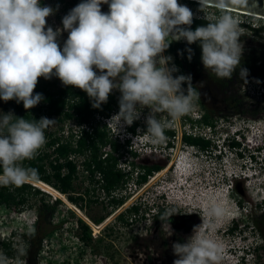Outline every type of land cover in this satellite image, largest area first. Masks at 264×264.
Returning a JSON list of instances; mask_svg holds the SVG:
<instances>
[{
  "label": "rangeland",
  "instance_id": "obj_1",
  "mask_svg": "<svg viewBox=\"0 0 264 264\" xmlns=\"http://www.w3.org/2000/svg\"><path fill=\"white\" fill-rule=\"evenodd\" d=\"M81 2L82 0H40L41 6L54 9V14L47 18L46 27L50 26L54 31L62 28V18ZM178 3L191 9L193 18H207L219 14L214 7H209L203 13L199 11V3L190 5L182 0H178ZM101 10L108 12V5L102 4ZM233 15L239 19L240 25L245 23L251 28L264 27V19L260 18L261 16L251 17L238 11ZM241 28L245 30L239 38L243 51L240 65L231 79H217L204 68L202 61L183 69L175 64L172 55L163 53L164 56L172 57L169 66L175 65L179 70L173 75H190L192 86L199 93V99L194 101L192 110L173 122L165 131L175 133L174 137L166 135V142L170 143L173 149L130 152V148L123 144L124 135L120 132L118 134L116 129H111L105 124L111 140L119 145V152L115 153L119 158L118 168L127 175L126 185L117 190V198H123V204H109L112 194L109 196L101 185L90 184L87 173L79 167L74 195L89 191L78 206L72 203L80 211L71 206L69 208L64 197L58 193L38 183H29L40 191H32L31 205L23 209L0 206V241L7 240L12 243L17 256L23 251L21 259L25 264L30 256L34 264H173L177 258L172 251L173 243H183L187 239L185 234H182L185 229L179 220L182 222V217L186 215L201 223L200 215L203 211L216 200H223L229 204L230 213L217 225L215 232L211 233L212 238L222 241L224 245L220 264H262L264 248L254 227V221L262 222L264 227V76L261 75L264 74V31L257 35L248 27ZM67 38L66 31L58 37L61 48ZM178 42L187 43L183 40ZM241 68L247 69V83L240 78ZM64 87L55 76L49 80L41 77L34 93L45 91L57 94ZM182 87L186 94L187 85ZM119 97L118 90L109 95L108 100L113 105L109 117L118 113ZM13 105V100H0V114L11 112L14 115ZM140 111V118L133 124L143 135L147 127L145 118L150 110L144 108ZM205 112L210 113L215 120L213 129L198 123ZM159 115L162 119H168L166 114ZM97 117L102 119L101 115ZM50 119L56 120V123L48 129L49 133L59 136L64 130L66 137L67 131H78L73 119L66 123L57 122V117ZM102 123L104 124L103 121ZM185 134L209 139L214 149L212 154L197 152L198 155H194L196 149L200 150L188 148L187 151L193 154L190 168L193 174L182 178L175 165L178 158L185 155V149L182 151V135ZM233 141L240 144V150L227 148ZM107 147L113 150L112 146ZM110 148L106 150L108 153H111ZM102 151L104 153V148ZM80 160L75 159L79 165ZM152 165H160L163 169L153 174L145 184H137L138 177L143 172L140 167ZM163 194V201H168L165 203L166 208L174 207L178 210V215L172 216L173 220L169 222L171 233L166 221L154 219L153 214L149 212L150 205H140L144 200L150 204L153 201L162 202L159 198ZM56 196L61 204L51 217V224L46 227L51 233L42 238L39 251L34 247L31 250V244L23 236L36 230L39 222L38 204L43 200L45 203L56 202ZM133 206L139 208L138 214L130 212ZM122 215V220L118 221L117 217ZM100 218L104 221L97 223L95 220ZM107 224L110 226L106 228ZM83 225L86 226L85 231L89 236L85 240L81 238ZM197 225L199 224L196 223L195 226ZM231 229L235 230V234L228 236L227 232ZM115 234L116 237H111ZM105 244L117 249V261L109 259ZM257 247L262 250L254 252ZM114 248L111 249L112 252ZM11 260L14 258H10Z\"/></svg>",
  "mask_w": 264,
  "mask_h": 264
},
{
  "label": "clouds",
  "instance_id": "obj_2",
  "mask_svg": "<svg viewBox=\"0 0 264 264\" xmlns=\"http://www.w3.org/2000/svg\"><path fill=\"white\" fill-rule=\"evenodd\" d=\"M198 3L199 11L214 7L219 14L205 17L207 25L194 31L190 27L193 12L178 0H82L62 18L63 27L54 31L46 27L54 9L41 6L40 0H0V100L22 102L26 111L34 108L44 99L42 94H34L41 77L49 80L55 76L63 86L84 91L94 109H100L118 90V113L98 119L124 135L123 144L130 152L173 149L166 142L165 131L192 110L199 93L190 75H173L179 70L169 66L171 56L163 55L170 43L199 42L204 68L220 80L231 79L243 51L239 38L245 30L233 13L247 10L249 0ZM102 4L108 5V12H102ZM65 31L68 38L61 48L58 37ZM187 51L190 61L192 49ZM247 76V69L241 68L240 78L245 83ZM144 108L150 111L142 135L133 123ZM55 123L47 117L37 121L15 117L11 112L0 114V186L39 182L38 169L25 161L36 158L46 143V130ZM227 148L232 150L229 145ZM163 196L159 198L162 202L144 200L140 205H150L153 217L165 209L160 221H166L171 233L169 219L178 215V210L166 208L168 201H163ZM229 213L225 201L211 203L192 235L183 243H173L177 257L173 264H220L224 245L211 233ZM23 255L21 251L10 261L0 253V264H25Z\"/></svg>",
  "mask_w": 264,
  "mask_h": 264
},
{
  "label": "trees",
  "instance_id": "obj_3",
  "mask_svg": "<svg viewBox=\"0 0 264 264\" xmlns=\"http://www.w3.org/2000/svg\"><path fill=\"white\" fill-rule=\"evenodd\" d=\"M182 2L190 5H196L197 2L190 0H182ZM208 21L205 18H193L191 30H195L199 26H206ZM187 27V26H185ZM240 27H248L255 34L260 35L264 31V27L251 28L250 25L241 24ZM192 49V59H188L187 49ZM166 54L174 57V62L181 68H190L195 64L201 62L202 50L199 46V42L194 44H181L180 42L173 41L170 43L169 48L165 51ZM182 53V55H181ZM264 76V74H261ZM244 81V80H243ZM43 96V100L40 104L34 108L26 111L23 107V103H17L13 100L14 116L18 118L39 120L42 117L48 119L57 117V122L66 123L75 120L78 127V131L73 133L67 131L65 137V131L62 130V135L56 133H49L48 129L45 132L46 143L39 150L36 158L31 161H25L26 165L38 169L39 182L42 187L48 188L58 195L64 197L66 204L74 209H77L72 205H79L84 201L85 195L89 193L87 190L84 194L75 196V181L79 177V167L82 168L84 173H87L92 183L95 182L102 186V189L111 196L115 190L123 189L127 183V175L118 168L119 158L115 156V153L119 152V145L111 140V135L107 125L103 124L98 119V115L102 117H109L113 111V105L108 100L107 103L101 105L100 109H94L92 101L87 97V94L75 87H64L60 89L57 94H51L45 91H37ZM34 93V94H36ZM198 123L201 126H207L210 129L215 127V120L213 116L205 112L199 119ZM134 131V129H132ZM165 135L174 137V131H167ZM183 140L187 145L195 146L203 151H208L212 148V143L209 139L202 137H196L193 135H184ZM113 147V152L108 153L104 158L102 149L107 146ZM230 149L240 150V144L233 141L229 144ZM240 154L239 151H237ZM74 157V159H72ZM80 158V165L75 159ZM143 172L138 177L137 184H145L151 176L163 169L160 165L142 166L140 167ZM89 173V176H88ZM103 175L102 178L97 177ZM32 191L39 193L40 191L36 187L25 184L21 187L15 186H0V206H15L18 208H26L31 205ZM68 200H67V198ZM56 202L45 203L44 200L38 204L37 212L39 216V222L37 224L35 232L30 235H24L23 238L31 244V250L36 248L40 250L42 244V238L51 232H48V227L51 224V217L57 211L58 205L61 201L58 196L55 197ZM59 200V201H58ZM71 203H70V202ZM114 205L119 206L124 203V199L114 201ZM70 208V207H69ZM79 210V209H77ZM165 209H161L160 212L154 216L155 220L160 221V216ZM80 211V210H79ZM130 212L133 214L139 213L138 207H131ZM123 217V215L121 216ZM103 218L96 219L97 223L102 222ZM82 234V239L89 237L86 233V226ZM35 238L38 240H35ZM0 248L2 253L8 258L17 257L12 243L7 240L0 241ZM31 262L33 263L32 259Z\"/></svg>",
  "mask_w": 264,
  "mask_h": 264
},
{
  "label": "flooded vegetation",
  "instance_id": "obj_4",
  "mask_svg": "<svg viewBox=\"0 0 264 264\" xmlns=\"http://www.w3.org/2000/svg\"><path fill=\"white\" fill-rule=\"evenodd\" d=\"M205 127H207V126H205ZM183 136L184 135H182V151H184V149H185V151H184V153H190V152H188L187 150H188V148H190L191 150H193L192 148H197V147H195V146H192V145H187L185 142H184V140H183ZM107 148H110V147H105L104 148V158L107 156V154H108V152L106 151L107 150ZM199 149V148H198ZM213 149H214V147H213V145H212V148L210 149V150H208V151H203V150H201V149H199L200 151H198L197 149H196V151L193 153L194 155H198V153L197 152H199V154H200V152H205V153H207V154H212V152H213ZM187 151V152H186ZM103 152V151H102ZM109 152H113V150H112V148H110V151ZM191 154V153H190ZM88 176H89V173H88ZM100 178H102L103 177V175H101L100 174V176H99ZM98 177V179H100ZM88 180H89V183L90 184H94V185H98L97 183H96V179H95V182L94 183H91L92 181H91V179L88 177ZM111 201H110V203L109 204H114L113 202L114 201H119L120 199L119 198H117V190H115V191H113L112 192V196H111ZM89 201H90V199L88 198V203H89ZM104 219H105V217H104ZM104 219L102 220V222L104 221ZM117 220L118 221H121L122 220V217L121 216H119V217H117ZM173 220V217H170V219H169V222H171ZM134 220L132 219L131 220V222H133ZM180 221V223H181V225H182V228H184L185 229V231L183 232L182 231V234H185V239L186 238H188V237H190L191 235H192V231H193V228H194V226L196 225V223L197 224H200V221L199 220H194V219H191V218H189V217H187L186 215H184L183 217H182V222H181V220H179ZM199 221V222H198ZM102 222H100V223H102ZM114 222L115 223H117V221L116 220H114ZM254 227L256 228V231H258V236L260 237V239H261V242H262V248H264V227H263V225H262V222H260V221H254ZM107 226H110V225H105V227L107 228ZM253 227V228H254ZM105 228V229H106ZM104 229V230H105ZM106 234V233H105ZM227 234H228V236H233V234H235V230H233V229H231V230H229L228 232H227ZM111 237H116V234L114 235V236H111ZM105 239H106V237H105ZM110 242H113L114 243V241H112V240H109ZM105 248H107L106 249V253H108L109 254V259H113L114 261H117L118 260V257H119V253H118V251H117V249H115L112 245H109V244H105ZM112 248H114L113 249V252H112ZM262 248L261 247H257V248H255L254 249V252L255 251H261L262 250ZM111 261V260H110ZM26 264H34V263H32L31 262V256L30 257H28L27 258V260H26ZM116 264H118V263H116ZM262 264H264V262L262 263Z\"/></svg>",
  "mask_w": 264,
  "mask_h": 264
},
{
  "label": "water",
  "instance_id": "obj_5",
  "mask_svg": "<svg viewBox=\"0 0 264 264\" xmlns=\"http://www.w3.org/2000/svg\"><path fill=\"white\" fill-rule=\"evenodd\" d=\"M236 11L264 17V0H249V8L247 10L237 9Z\"/></svg>",
  "mask_w": 264,
  "mask_h": 264
},
{
  "label": "bare ground",
  "instance_id": "obj_6",
  "mask_svg": "<svg viewBox=\"0 0 264 264\" xmlns=\"http://www.w3.org/2000/svg\"><path fill=\"white\" fill-rule=\"evenodd\" d=\"M190 1H194V2H197V3H198V0H190ZM235 12H237V11H235ZM238 12L241 13V14H243V15H248V16H251V17L255 16V15H252V14H250V13L246 14V12H242V11H238ZM258 17H259V16H258ZM260 18L264 19V17H260ZM231 220H232V219H231Z\"/></svg>",
  "mask_w": 264,
  "mask_h": 264
},
{
  "label": "built area",
  "instance_id": "obj_7",
  "mask_svg": "<svg viewBox=\"0 0 264 264\" xmlns=\"http://www.w3.org/2000/svg\"><path fill=\"white\" fill-rule=\"evenodd\" d=\"M243 24H245V23H242V25H243ZM72 159H74V157H73ZM99 178H100V177H99Z\"/></svg>",
  "mask_w": 264,
  "mask_h": 264
}]
</instances>
